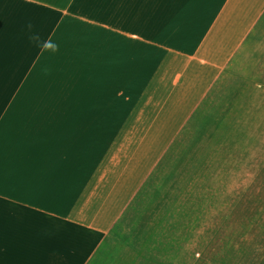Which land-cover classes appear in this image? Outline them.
Instances as JSON below:
<instances>
[{
	"label": "crops",
	"instance_id": "1",
	"mask_svg": "<svg viewBox=\"0 0 264 264\" xmlns=\"http://www.w3.org/2000/svg\"><path fill=\"white\" fill-rule=\"evenodd\" d=\"M263 21L264 0H0V264L118 257L117 222Z\"/></svg>",
	"mask_w": 264,
	"mask_h": 264
},
{
	"label": "rangeland",
	"instance_id": "2",
	"mask_svg": "<svg viewBox=\"0 0 264 264\" xmlns=\"http://www.w3.org/2000/svg\"><path fill=\"white\" fill-rule=\"evenodd\" d=\"M109 239V264H264V21Z\"/></svg>",
	"mask_w": 264,
	"mask_h": 264
}]
</instances>
